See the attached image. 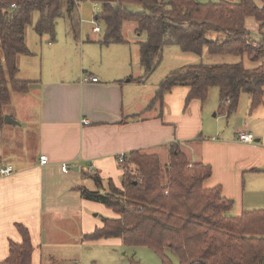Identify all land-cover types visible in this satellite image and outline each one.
Returning a JSON list of instances; mask_svg holds the SVG:
<instances>
[{
	"label": "crops",
	"instance_id": "crops-1",
	"mask_svg": "<svg viewBox=\"0 0 264 264\" xmlns=\"http://www.w3.org/2000/svg\"><path fill=\"white\" fill-rule=\"evenodd\" d=\"M87 2L94 4L93 14L100 11L92 0H77L73 13L59 19L65 30L55 41L37 34L40 46L30 49L27 30L30 54L19 57L17 78L31 82L30 90H11V104L4 111V118L19 125L0 124V167L13 170L0 175V261L8 257L11 241H22L18 225L31 234L34 264H43L37 245L47 244L60 222L83 236L103 226L95 218L99 213L115 217L111 209L83 199L78 188L96 191L88 187H93L88 170L102 179L104 190L109 181L121 188L119 157L134 151L157 155L168 165L171 146L179 145L192 164L212 168L204 187H220L234 201L233 216L264 209L259 192L264 190V104L251 111L249 98L242 108L243 94L238 109L228 115L221 112L219 89L218 98L187 104L189 89L180 86L153 105L164 79H155L161 63L140 82L145 75L140 43L146 34L137 35L132 23L128 35L125 24L124 43L102 44V32L95 33L94 26L88 33L81 24L82 16L90 22L92 6H82ZM252 19L246 27L257 30L252 38L261 41L264 31ZM180 51L173 52L175 59L183 57ZM245 58L252 62L248 56L243 62ZM241 134H252L254 143L240 142ZM42 155L48 157L47 165H41ZM63 165L69 167L67 173Z\"/></svg>",
	"mask_w": 264,
	"mask_h": 264
},
{
	"label": "trees",
	"instance_id": "trees-1",
	"mask_svg": "<svg viewBox=\"0 0 264 264\" xmlns=\"http://www.w3.org/2000/svg\"><path fill=\"white\" fill-rule=\"evenodd\" d=\"M92 1L100 5L96 21L103 25L102 44L124 43L126 23L136 25L137 35L146 34V41L140 43L145 70L140 82L154 73L164 59V50L172 46L198 56L206 49L212 55L241 58L235 64H198L171 71L160 83L153 105L180 86L189 89L187 104L194 100L205 102L209 90L219 89L221 112L228 115L238 109L243 94L251 100V111L264 104V37L253 40L246 27V20L254 18L264 31V0ZM76 2L0 0L1 125L5 108L11 104V90H30L31 82L21 81L17 75L19 57L30 54L26 34L34 25V14H39L37 34L55 41L57 21L71 15ZM12 5L16 9L12 10ZM245 56L260 65L247 69ZM227 99L231 100L228 106ZM129 168L122 187L109 181L107 190L97 174L89 170L85 174L98 190L79 187L81 197L111 209L117 217H102L103 226L84 235V241L118 239L126 246L147 247L161 257L162 264H174L168 251L177 256L178 264H264V209L233 216L234 201L224 197L220 187H204L212 176L210 166L192 164L176 145L171 146V159L164 167L159 156L134 151L125 156L123 169ZM18 230L22 241L10 242L9 255L0 264H34L31 234L23 225H18Z\"/></svg>",
	"mask_w": 264,
	"mask_h": 264
},
{
	"label": "rangeland",
	"instance_id": "rangeland-1",
	"mask_svg": "<svg viewBox=\"0 0 264 264\" xmlns=\"http://www.w3.org/2000/svg\"><path fill=\"white\" fill-rule=\"evenodd\" d=\"M201 3H219L222 0H198ZM229 2H239V0H224ZM261 4V3H260ZM82 6L85 7H91L90 11V22L85 23V20H83V16L80 17V21H82V25L85 26L86 32H90L92 28L95 26L94 24H91L95 22L94 15V4L91 2L84 3ZM83 8V7H82ZM136 10L138 8H135ZM38 18V13L34 14V24ZM77 18V16H76ZM254 20V19H252ZM84 22V23H83ZM258 23V22H257ZM64 22L62 20L58 21L57 29L55 32V38L58 35L63 34V30H65V25H63ZM97 24L103 28V25L101 22H97ZM126 33L128 35H131V29L130 27H134L132 23H126ZM259 24V23H258ZM260 25V24H259ZM256 29V28H255ZM28 45L29 48H36L40 46V38L36 33L35 25L29 27L28 29ZM258 31L252 30L251 35L253 38L257 36ZM133 34V33H132ZM51 39V37L49 36ZM174 48V49H173ZM172 49L166 48L164 50V62H162V65L159 67V69L156 71L155 79L159 77H163L165 79L167 75L173 71L175 68H181L184 66L189 65H198V64H207V65H215V64H235L241 61V58L234 56V55H212L210 54L206 49L202 56H198L191 53H185L181 52L180 48L175 46ZM179 50L183 57L182 58H174V51ZM177 52V51H176ZM245 67L247 69H254L257 68L260 64H253L252 62L248 61V59L245 58L244 60ZM185 88V87H184ZM213 94V95H212ZM215 97H219V91L218 89H211L209 90L208 98H212L213 100ZM249 101V97L247 95H243L241 107ZM240 107V109H241ZM245 109V108H244ZM162 166H165V162L162 161ZM130 169H123L124 173H129ZM133 174H136V171H131ZM135 176V175H132ZM136 177H141L140 175H137ZM262 183L264 188V177H262ZM93 187L88 186L92 190H97V187L95 186L94 182L92 181ZM103 192V190H101ZM259 192H262L264 195V190H261ZM262 195V196H263ZM99 212H96V215ZM232 214V213H231ZM115 217L116 214L114 215ZM102 217H104L103 214L99 213V216L95 217L96 220L101 221ZM114 217V218H115ZM109 218H113L110 217ZM62 226L55 227L54 231L52 232L50 236V241L47 244H43L41 246H38V249H40L41 253V262L43 264H162L161 257L154 252L153 250L147 248V247H132V246H126L124 243L118 239H109V240H101L96 242H87L83 240V236L79 234L78 231H72L66 228V226L60 222ZM168 257L172 259L174 264H178V258L175 254L168 251L167 253Z\"/></svg>",
	"mask_w": 264,
	"mask_h": 264
},
{
	"label": "built area",
	"instance_id": "built-area-1",
	"mask_svg": "<svg viewBox=\"0 0 264 264\" xmlns=\"http://www.w3.org/2000/svg\"><path fill=\"white\" fill-rule=\"evenodd\" d=\"M12 10L16 9V5H12L11 7ZM93 24L95 25V28H94V32L95 33H100L102 32V29L101 27L97 24V21L95 20V22H93ZM88 81V80H86ZM93 82H97L98 79L94 78L92 80ZM225 103L227 105H229L231 103V100L230 99H227L225 100ZM85 123H87V121H85ZM239 141L242 142V143H247V144H252L254 143V136L252 134H241L240 137H239ZM119 163L121 164V166H123L124 162H125V156H120L119 157ZM40 163L41 165H47L49 163V159L46 155H42L40 157ZM62 171L67 173L69 171V167L67 165H63L62 166ZM13 172L12 168L11 167H0V175L1 176H9L11 175Z\"/></svg>",
	"mask_w": 264,
	"mask_h": 264
},
{
	"label": "water",
	"instance_id": "water-1",
	"mask_svg": "<svg viewBox=\"0 0 264 264\" xmlns=\"http://www.w3.org/2000/svg\"><path fill=\"white\" fill-rule=\"evenodd\" d=\"M4 122H5L6 125H13V126H15V125H19V123L16 122V121H15L13 118H11L10 116H5V118H4Z\"/></svg>",
	"mask_w": 264,
	"mask_h": 264
}]
</instances>
